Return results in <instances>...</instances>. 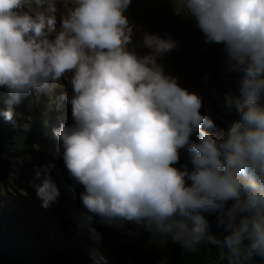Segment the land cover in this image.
<instances>
[{"label":"clouds","instance_id":"clouds-1","mask_svg":"<svg viewBox=\"0 0 264 264\" xmlns=\"http://www.w3.org/2000/svg\"><path fill=\"white\" fill-rule=\"evenodd\" d=\"M131 3L74 0L57 31V0H0L4 118L32 93L52 94L71 73L72 95L58 99L71 105L74 122L54 135L70 177L83 186L89 221L134 223L197 251L205 240L217 243L205 218L215 214L233 257L264 259V0H178L175 10L194 20L205 43L223 45L226 69L237 75L239 95L225 103L240 119L227 130L157 64L177 47L170 35L144 32V56L128 48ZM181 149L191 168L175 167ZM37 195L44 206L59 195L47 169Z\"/></svg>","mask_w":264,"mask_h":264},{"label":"rangeland","instance_id":"rangeland-1","mask_svg":"<svg viewBox=\"0 0 264 264\" xmlns=\"http://www.w3.org/2000/svg\"><path fill=\"white\" fill-rule=\"evenodd\" d=\"M73 6L74 0H57V31L60 30L62 16ZM30 10L39 11L31 6ZM175 10L179 11L178 0H132L124 13L129 24L136 29L133 45H128V48L138 56H144L150 52L142 43L144 32L161 38L170 35L178 42L177 47L158 56L157 64L165 75L175 77L181 87L201 97V114L227 121L228 115L236 110L226 106L225 97L238 96L239 84L237 75L226 69L223 45L205 43L204 34L194 20L177 14ZM70 75L68 73L61 78L60 85L52 94L37 96L32 93L13 105L17 119L13 115L10 121L20 131L19 136L14 137L17 142H13L6 149L8 151L0 152V170H3L0 172V212L10 213V206L29 200H35L45 210V214H32L30 225L26 224L28 219L15 212L13 241L24 243L32 252L39 254V264H79L78 257L98 259L102 264H171V237L150 233L134 223L109 225L95 215L90 221L87 219L80 200L83 186L70 177L62 159L60 141L55 135L49 137L47 134L49 124L54 133L61 123L71 125L74 122L71 105L58 99L61 92L72 95ZM6 99L7 92L6 96H0L3 109ZM49 117L48 124L46 120ZM179 165L175 167L180 168ZM45 169L59 192L47 206L37 195V185L41 183ZM38 171L40 177L37 176ZM5 175L9 180L3 179ZM68 193L82 205V213L73 210L75 207L66 197ZM17 220L21 224H16ZM50 224L55 234L51 240V235H46L50 232ZM9 229L12 230L11 227Z\"/></svg>","mask_w":264,"mask_h":264},{"label":"trees","instance_id":"trees-1","mask_svg":"<svg viewBox=\"0 0 264 264\" xmlns=\"http://www.w3.org/2000/svg\"><path fill=\"white\" fill-rule=\"evenodd\" d=\"M0 96H6V91L0 88ZM3 108L0 106V152L8 151V149L13 142H17L14 137L19 136L20 128L14 127L10 120L4 118ZM14 112V109H13ZM14 118L17 119V116L14 114ZM240 119V114L237 111L230 113L227 117V121L221 119H212L217 128H222L227 130L228 127L235 121ZM52 120V119H51ZM54 120V118H53ZM46 122L50 123V117L47 118ZM52 126L49 124L48 136L51 137L54 135L51 132ZM207 131H212V129H207ZM191 139L196 140L197 137L195 134ZM180 160L179 167H182L185 164H188V167L191 168L189 163V154L181 149L180 150ZM3 170H0L1 173ZM3 177V176H2ZM3 179L9 180V176L5 175ZM68 201L72 206L75 207L73 210H76L79 213H82V205L79 201H76L75 198L71 197L68 193L66 195ZM10 213L0 212V264H39L37 262L40 259V255L32 252L30 248L25 246L24 243H17L13 241V235L16 231L15 227L12 225L14 222L13 215L15 212L21 213L27 220L26 224L30 225V220L32 214L44 213L45 210L40 207V204L36 203L35 200H29L27 202H16L14 205L9 207L8 210ZM30 216V217H29ZM30 218V219H29ZM48 218L51 221V214L48 213ZM206 220L208 221V233L209 235L216 238L217 243H210L207 240L199 244L197 251H189L185 249L180 243L174 242L170 239L171 251H170V260L171 264H241L235 257L231 255L229 250L222 245L223 237L225 231L222 227H218L216 223V216L205 215ZM51 223V222H50ZM16 224H21V221L16 222ZM12 228V230L9 229ZM49 233L46 235H51L50 240L55 237L53 232L52 224H50ZM79 264H102L100 260H87L84 258L78 257ZM253 264H264V259L260 257H253Z\"/></svg>","mask_w":264,"mask_h":264}]
</instances>
